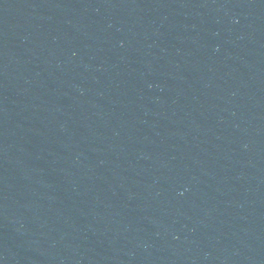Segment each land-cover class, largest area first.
I'll use <instances>...</instances> for the list:
<instances>
[{
  "label": "water",
  "instance_id": "obj_1",
  "mask_svg": "<svg viewBox=\"0 0 264 264\" xmlns=\"http://www.w3.org/2000/svg\"><path fill=\"white\" fill-rule=\"evenodd\" d=\"M0 264H264V0H0Z\"/></svg>",
  "mask_w": 264,
  "mask_h": 264
}]
</instances>
